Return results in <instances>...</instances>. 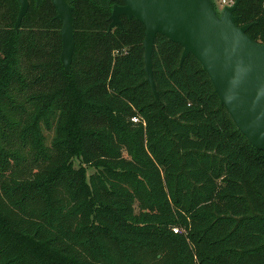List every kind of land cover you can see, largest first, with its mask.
<instances>
[{"label": "trees", "instance_id": "trees-1", "mask_svg": "<svg viewBox=\"0 0 264 264\" xmlns=\"http://www.w3.org/2000/svg\"><path fill=\"white\" fill-rule=\"evenodd\" d=\"M115 4L71 2L65 74L51 0H29L18 30L17 1L0 0V264H105L98 240L114 244L117 262L151 250L177 264H264V151L235 126L198 61L180 66L182 47L160 34L156 97L144 26L121 16L108 30ZM234 15L264 44V0H240ZM88 168L103 171L104 187ZM141 182L150 200L134 206ZM94 188L112 210L100 209ZM97 221V231L81 227Z\"/></svg>", "mask_w": 264, "mask_h": 264}, {"label": "water", "instance_id": "water-1", "mask_svg": "<svg viewBox=\"0 0 264 264\" xmlns=\"http://www.w3.org/2000/svg\"><path fill=\"white\" fill-rule=\"evenodd\" d=\"M19 9L14 28L19 29L29 0H16ZM74 0H51L55 18L61 21L60 61L71 72L75 48ZM108 0H98L105 6ZM112 6L108 30L121 26V16L135 18L144 26L142 41L146 81L157 97L152 55L158 34L182 47L180 66L194 57L212 83L220 104L250 144L264 151V44L254 41L238 26L234 12L240 2L219 12L213 0H122ZM38 5L41 0H35Z\"/></svg>", "mask_w": 264, "mask_h": 264}, {"label": "rangeland", "instance_id": "rangeland-1", "mask_svg": "<svg viewBox=\"0 0 264 264\" xmlns=\"http://www.w3.org/2000/svg\"><path fill=\"white\" fill-rule=\"evenodd\" d=\"M215 2V5H216V8L219 12L222 11V6L220 5L219 3V0H213ZM29 28H31L30 26H27L26 24H24V26L21 27L22 30H29ZM123 51H125L123 49ZM133 117H138L139 116L136 114V115H133L131 117V120ZM141 122L140 118L138 120V122ZM133 122V121H132ZM134 123H137V122H134ZM142 126L145 128L146 127V124L141 122ZM146 133V132H145ZM43 134H44V137H45V145L46 146H51L52 145V137H53V134L52 132L50 131H47V130H43ZM146 136V135H145ZM122 155L127 157V154L125 151L122 152ZM57 162V161H56ZM78 164V161H76L74 163L75 166H77ZM87 175L89 177V179L91 178V181L93 184L97 183V182H100L101 181V184H102V187H104V175H103V171L102 170H99L98 172H96L94 174V171L90 168H88V172H87ZM105 189H108V186L105 185ZM139 192L137 194H134L135 197L133 199V205L135 206L137 203H138V200H137V197L139 195H142L144 197V200L146 202H148L150 200V191L148 190V187L146 186V184L144 182H141L139 184ZM94 195L97 199H99V202L98 200H96L99 205H101V210L103 212L106 213V211L108 210H112V208L105 202V197L108 195V192L106 191H102V190H98L96 188H94ZM129 192H131V189H129ZM113 214L115 215V212H113ZM96 221V220H95ZM98 225H102L101 222H96V224H93V225H83L81 226L82 228H86V229H89L90 227L93 226V229L94 231H97L98 229ZM179 227V226H178ZM96 246L97 247H101L102 248V253L101 255L104 257L105 259V264H177V262H174L172 257L171 256H167V255H164V254H161L159 251L158 252H153L151 250L145 252V254H143L142 256H139L137 259L133 260V261H128V260H124V259H120L116 260L115 256H116V253L114 252V244H110V243H106V246H105V240H98L96 242ZM156 255H158L156 257ZM107 259H111V262L108 263ZM162 261V263H159V261ZM193 261H196L197 260V257L194 256Z\"/></svg>", "mask_w": 264, "mask_h": 264}, {"label": "built area", "instance_id": "built-area-1", "mask_svg": "<svg viewBox=\"0 0 264 264\" xmlns=\"http://www.w3.org/2000/svg\"><path fill=\"white\" fill-rule=\"evenodd\" d=\"M235 0H219L220 5L222 6V8L226 7V6H232L234 4ZM215 4V2H214ZM216 6V5H215ZM217 9V8H216ZM133 122H137L138 118L137 117H133L132 118ZM173 231L176 232L177 229L173 228Z\"/></svg>", "mask_w": 264, "mask_h": 264}]
</instances>
